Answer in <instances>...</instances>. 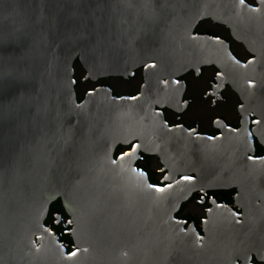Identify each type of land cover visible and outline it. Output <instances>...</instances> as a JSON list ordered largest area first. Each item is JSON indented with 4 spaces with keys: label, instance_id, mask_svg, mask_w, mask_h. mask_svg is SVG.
<instances>
[{
    "label": "water",
    "instance_id": "1",
    "mask_svg": "<svg viewBox=\"0 0 264 264\" xmlns=\"http://www.w3.org/2000/svg\"><path fill=\"white\" fill-rule=\"evenodd\" d=\"M252 8L239 0H0V264H180L194 253L175 214L194 192L238 186L243 157L229 138L239 133L215 140L170 128L160 109L174 98L162 87L205 66L254 81L256 62L242 66L226 41L195 33L212 20L255 54L264 10ZM76 61L92 82L145 68L146 85L134 98L101 87L79 103ZM134 142L123 168L111 163L118 146ZM142 155L160 161L168 186L131 171ZM57 200L71 220V258L43 230Z\"/></svg>",
    "mask_w": 264,
    "mask_h": 264
},
{
    "label": "flooded vegetation",
    "instance_id": "2",
    "mask_svg": "<svg viewBox=\"0 0 264 264\" xmlns=\"http://www.w3.org/2000/svg\"><path fill=\"white\" fill-rule=\"evenodd\" d=\"M245 2L264 10L261 0ZM195 33H210L226 41L231 54L242 66L256 62V72L255 80L251 81L242 70L230 68L225 73L216 66H205L169 82L167 88L162 87L165 94L174 98L173 105L160 109L170 128H182L195 136L215 140L228 139L226 133L230 131L239 133L237 139H229L239 143L232 149L241 151L243 157L242 168L237 172L240 175L237 187L223 189L224 185L217 184L211 189L194 192L175 214L184 237L195 249L193 254L187 252L181 257L179 263L264 264V52L261 50L264 41H257L260 50L252 54L245 43L234 37L229 27L212 20L200 22ZM75 65L76 93L81 101L101 87H110L115 96L134 98L146 85L145 68L138 69L127 79L107 78L92 82L86 79L78 61ZM79 68L84 72L83 78L78 76ZM113 80L118 83L112 84ZM121 149L127 151L129 145L118 146L115 159ZM135 165L149 179L153 175L158 183L154 185L168 186L164 182L167 172L156 157L142 155ZM220 175L224 176L225 172ZM66 220L70 217L62 202L57 200L50 205L44 225L70 255L77 249L71 235L72 225ZM40 237H35V241Z\"/></svg>",
    "mask_w": 264,
    "mask_h": 264
},
{
    "label": "snow or ice",
    "instance_id": "3",
    "mask_svg": "<svg viewBox=\"0 0 264 264\" xmlns=\"http://www.w3.org/2000/svg\"><path fill=\"white\" fill-rule=\"evenodd\" d=\"M239 2H240L241 5H244L245 4V0H239ZM261 3L264 4V0H261ZM251 10L252 11H256V12L260 11L259 8H252ZM153 67H154V65H153ZM249 135H251V134L249 133ZM208 139H212V137H208ZM138 148H139V145H137V144H131V145H129V150L125 151L124 149H121L120 150V155L118 156V158L117 159H113L111 161V163L112 164H117L121 168H123V164L121 162L125 161V157H128L129 159L133 158L134 157V154L137 152V149ZM251 158L252 157H249V159H251ZM131 171L135 172L136 175L139 176V177H145V175H146L145 172L142 171V170H140L139 168H132ZM183 179L188 180L189 177H183ZM148 187L149 188H152L153 185L149 184ZM156 190L157 191H163L164 189H156ZM234 215H235V213H234ZM59 222H60L59 219H57V223H59ZM65 222L71 224V221L70 220H66ZM43 230L45 232H49V229L48 228H44ZM198 239H201V238L198 237ZM83 251L86 252L87 249H83ZM75 255H76V252L73 251V252L70 253V255H69L68 258H71L72 256H75Z\"/></svg>",
    "mask_w": 264,
    "mask_h": 264
},
{
    "label": "trees",
    "instance_id": "4",
    "mask_svg": "<svg viewBox=\"0 0 264 264\" xmlns=\"http://www.w3.org/2000/svg\"><path fill=\"white\" fill-rule=\"evenodd\" d=\"M77 65H74V68L76 67ZM75 80H76V82H77V79L75 78ZM77 100H78V102L79 103H81L82 101H81V99H79V98H77ZM151 174V173H150ZM150 182L152 183V184H158V183H156V181H154V177H153V175L151 174L150 175Z\"/></svg>",
    "mask_w": 264,
    "mask_h": 264
},
{
    "label": "rangeland",
    "instance_id": "5",
    "mask_svg": "<svg viewBox=\"0 0 264 264\" xmlns=\"http://www.w3.org/2000/svg\"><path fill=\"white\" fill-rule=\"evenodd\" d=\"M78 76H79V78H83L84 77V72L80 68L78 69ZM111 83L112 84H117L118 82L116 80H113Z\"/></svg>",
    "mask_w": 264,
    "mask_h": 264
}]
</instances>
